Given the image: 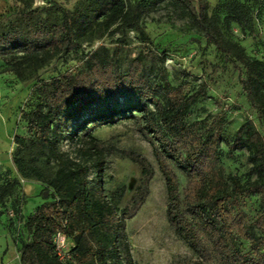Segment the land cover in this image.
Segmentation results:
<instances>
[{"label":"trees","instance_id":"1","mask_svg":"<svg viewBox=\"0 0 264 264\" xmlns=\"http://www.w3.org/2000/svg\"><path fill=\"white\" fill-rule=\"evenodd\" d=\"M87 8L61 10L58 24L40 25L21 32L12 27L0 35V59L17 78L37 70L58 56L77 51L93 39L96 30H131L143 44L151 38L143 19L156 3L140 0H89ZM185 9L196 30L224 54L238 72L243 94L264 125V61L224 33L220 18L209 13L208 0H172ZM224 23L236 22L242 30L251 25L248 8L239 1L225 4ZM124 44L125 41H122ZM119 50L101 47L89 54L84 65L38 84L39 102L24 115L30 139L17 136L13 163L26 180L52 190L46 202L28 218L30 239L21 244V264H136L127 234V222L136 216L148 194L155 173L150 161L134 151L119 150L93 133L106 125L134 121L136 130L151 145L168 192L167 217L177 236L199 258L198 264H264V129L246 120L228 148H245L258 178L243 182L226 174L219 156L224 141L225 115L209 122L190 121L192 108L207 96L202 82L195 91L185 86L151 82L142 75L147 54L140 53L122 75ZM162 87L163 99L156 97ZM136 94L134 106L113 108L83 120L88 108L116 95ZM68 141L71 150H64ZM75 152V157L72 153ZM119 153L136 164L141 178L135 193L121 211L104 188L107 157ZM37 162H40L38 164ZM91 168L96 171L90 179ZM13 172V170L8 169ZM178 171L187 179L181 187ZM20 184L14 179L0 187V203ZM260 194L261 205L252 218L245 199ZM63 232L71 241L70 258L60 260L53 237Z\"/></svg>","mask_w":264,"mask_h":264},{"label":"rangeland","instance_id":"2","mask_svg":"<svg viewBox=\"0 0 264 264\" xmlns=\"http://www.w3.org/2000/svg\"><path fill=\"white\" fill-rule=\"evenodd\" d=\"M132 4L140 0H126ZM157 5L143 19V26L151 38L150 44H143L136 32L121 29L112 34L96 30L93 39L84 43L77 51L58 56L37 70L25 71L24 78L10 71L0 59V187L19 179L20 184L0 203V264H21V244L30 239L28 218L46 202H52V190L46 185L26 180L17 171L13 155L17 149V136L30 139L24 115L34 110L39 102L38 84L50 81L79 69L89 54L101 47L111 53L119 50V67L126 75L132 61L142 52L147 54L142 75L145 79L163 84L166 79L173 86H185L195 91L202 82L208 87L207 96L191 110L190 121H206L218 115L227 117L224 141L220 147L221 165L226 174L237 175L243 182L258 178L252 171L249 153L245 148L230 152L228 143L240 126L253 119L256 127L264 129L255 111L243 94L238 72L227 57L210 45L194 27L188 12L177 7L172 0H147ZM195 6L197 0H190ZM239 1L251 15V25L242 30L234 21L230 26L224 23L227 16L225 4ZM211 16L220 18L226 36L240 42L252 57L264 61V0H208ZM89 0H0V35L12 27L21 32L40 25L47 27L61 21V10L75 11L87 8ZM122 41H125L123 44ZM162 87L156 90V97L163 99ZM138 102L136 94H119L91 106L80 121L70 124L74 130L87 118H95L113 108L123 109ZM93 135L119 150L134 151L144 155L152 164L154 177L150 181L149 194L135 217L127 222V234L136 264H198L199 258L177 236L167 217L168 192L164 176L153 154L151 145L136 130L134 121H122L96 129ZM63 149L71 150L68 141ZM75 157V152L72 153ZM40 164V162H37ZM8 168H13V172ZM181 187L187 179L178 171ZM96 177L91 168L90 179ZM141 178L139 167L119 153L107 157L104 173V188L109 199L116 203L119 212L135 193ZM261 205L260 194L245 199V210L253 218ZM70 249L71 241L68 242Z\"/></svg>","mask_w":264,"mask_h":264},{"label":"built area","instance_id":"3","mask_svg":"<svg viewBox=\"0 0 264 264\" xmlns=\"http://www.w3.org/2000/svg\"><path fill=\"white\" fill-rule=\"evenodd\" d=\"M68 242V238L61 231L57 232L53 237V243L55 244L56 253L62 261H67L70 258V249L68 248Z\"/></svg>","mask_w":264,"mask_h":264},{"label":"crops","instance_id":"4","mask_svg":"<svg viewBox=\"0 0 264 264\" xmlns=\"http://www.w3.org/2000/svg\"><path fill=\"white\" fill-rule=\"evenodd\" d=\"M5 1L7 2V1H9V0H5ZM8 169H11V170H13V168H8Z\"/></svg>","mask_w":264,"mask_h":264}]
</instances>
